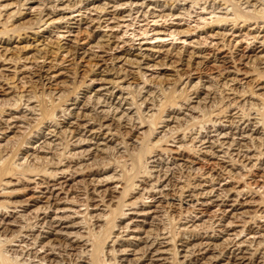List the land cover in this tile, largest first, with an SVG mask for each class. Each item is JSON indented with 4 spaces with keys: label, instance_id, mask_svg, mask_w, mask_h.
<instances>
[{
    "label": "rangeland",
    "instance_id": "1",
    "mask_svg": "<svg viewBox=\"0 0 264 264\" xmlns=\"http://www.w3.org/2000/svg\"><path fill=\"white\" fill-rule=\"evenodd\" d=\"M229 1L224 6L221 0H0V114L3 121L13 120L7 137L0 141L5 146L0 151V165L5 160L13 167V163L23 161L25 153H31L40 135L47 133V128L52 129L50 113L57 124L63 120L74 122L60 112L66 108L81 112L87 97L95 99L99 93L109 97L111 93L115 102L123 98V109H129L135 120L132 128L112 130L110 136L102 129L101 137L111 140L108 146L114 151L95 163H77L83 166L84 173L101 171L98 175L81 174L73 180L58 175L57 183L69 180L63 190H59V185L36 188L38 172H26L23 176L13 172L6 176L3 182L13 186L3 191L1 202H30L37 195L42 197L27 210H14L16 219L8 220L18 219L21 225L31 222L35 215L43 218L42 211L36 208L46 206L47 198L55 196L57 200L51 201L46 215L61 218L64 223L59 228L78 225L73 232L91 237V241L95 236L101 240L109 236L104 252L115 237H144L148 230H152L151 237L161 234L159 238L175 237V241L188 235L209 237L218 245L213 251L222 252L224 259L230 249L232 252L236 248L227 246L228 243H242L241 247H250L248 252L260 244L263 252L264 170H254L251 165L264 169V91L254 88L264 84V65L259 64L264 60L260 59L264 56V17L251 13L253 9L247 5H236L237 0ZM103 4L105 9L100 11L98 7ZM4 48L9 51H3ZM208 91L213 92L212 100L202 103ZM20 97L21 105L17 108L15 101ZM74 100L79 105L73 106ZM125 100L131 105H123ZM230 103L234 106L222 111ZM32 106L38 111L28 115L26 108ZM43 109L49 114L44 115ZM170 111L176 113L179 131L164 138L165 125L154 127L146 114L149 112L147 115L153 114L156 119L162 116L164 120ZM140 116L142 125L136 119ZM232 119H242L236 123L241 128L247 123L255 124L259 134L232 137L244 145L239 154L248 159L235 156L236 151L229 150L230 157L219 154L220 161L234 164L235 168L233 176L222 175L221 180L211 184L212 198L179 205L170 198L176 199L180 190H163L159 185L150 190L155 181L146 179L144 170L153 169L150 165L145 169L142 164L153 155L156 158L148 162L161 158L174 172L173 180H178L179 187L192 184L194 176L209 168L219 167V161L202 154L208 152L207 144L189 143L188 138L190 133L192 139L199 131H211L213 121L228 128ZM61 127L59 130L64 129ZM182 134L187 137L176 142ZM213 135L214 132L210 133ZM157 140L161 143L155 146ZM62 141L59 151H44L51 152L48 158H59L65 146ZM191 144L197 154L190 152ZM216 150L224 152L225 147ZM143 151H150L151 155L145 154L137 161ZM184 152L193 172L184 171L186 168L180 172L171 164H182L180 155ZM134 161L137 166L130 171ZM34 167L40 173L55 170L40 164ZM113 173L120 177L102 181ZM19 176L26 181L17 185L14 179ZM132 185L137 189L132 191ZM94 188L97 192L93 195ZM10 191L15 194H9ZM150 225L153 227L149 228ZM38 250L42 257L49 254ZM133 254L129 253V258Z\"/></svg>",
    "mask_w": 264,
    "mask_h": 264
},
{
    "label": "bare ground",
    "instance_id": "2",
    "mask_svg": "<svg viewBox=\"0 0 264 264\" xmlns=\"http://www.w3.org/2000/svg\"><path fill=\"white\" fill-rule=\"evenodd\" d=\"M221 1L223 2L224 6L231 2L229 0ZM235 4L247 5V7L253 9L251 13H257L256 16L259 15L261 16V18L264 17V0H237ZM104 5L105 4L98 7V9L100 11H103L105 9ZM214 9H216V7ZM243 18L246 17L243 16ZM240 19H242V17ZM244 22H246V19L244 20ZM3 51L7 52L9 51V49L4 48ZM260 59H264V56L260 57ZM259 64L263 66L264 60H262ZM200 83L201 82H197L198 85H200ZM203 85L204 84H202V86ZM254 88H258L257 90L264 91V84L259 83ZM207 90L212 89L207 88ZM97 95L100 96L97 97L95 95V99L87 97L84 100V103H82L83 107L81 108V112L78 111L75 113L73 109L69 110L68 108L63 109L60 112L66 117V119H74V122L63 120L61 123L57 124L56 119L53 117V113L49 114L44 109V111L42 110L44 115L49 114L50 118L52 119V129L47 128L48 132L40 135V138L35 141V144L31 149V153H25L26 155L24 156V158L22 159L23 161L20 164L13 163V167H10L5 163V160L3 161V163L0 165V197H2V195H5L3 191L13 186L11 182H3V179L8 178L6 176L12 174L13 172L14 174L16 172L19 173L20 176H23V173L26 172H38L36 175L40 176V179L39 182L35 183L36 188L49 189L50 187L59 185V190H63L64 184L65 186H67V182L69 180H73L74 176H81V174H84L85 177H90L101 173V171L93 172L91 170L84 173V170L82 171L83 168L81 169L82 165H79L77 163H81L84 160L92 161L93 163H95L97 159H102L103 156L105 157L108 152L113 150V148H110V146H108L111 140L107 141V138L104 139L101 137V134L99 132L102 129L106 130L107 134L110 136V131L112 130L118 132L120 129H127L128 126L132 128L135 120L131 117V115H129L131 112L129 111V109H123L121 102L123 101V98H121L119 102H115V99L111 100V93L109 97H103V95H101L100 93ZM212 95L213 92L208 91L205 94L202 103H208L210 100H212ZM29 100L30 99H28L26 102H30ZM74 101L76 102L73 106L79 105V102H77V100ZM20 103L21 97L16 99L15 101V105L17 106V108L20 107ZM199 103L200 102H197V104ZM232 103L228 105L226 104L224 110L222 111H225V109L234 106L232 105ZM90 104L94 105L91 106ZM123 105L131 104L127 103L125 100ZM26 107H28V105ZM27 111L28 115H33V113L38 110L36 106H32L29 109L26 108V112ZM150 111L151 109L149 110V112ZM189 112L191 111L189 110ZM147 114L146 118L152 119V121L150 122L154 127H157L159 124L165 125L164 127H162L167 129V133H164L163 135L164 138L167 137V135H170L171 137L174 134L178 133L179 130L176 127L178 124V119L176 116H174V114L176 113H174L173 111H170L168 114L166 112V114L164 115V117L166 118L164 120L162 119V116L156 119L155 117H153V114ZM1 117L2 116L0 114V135H2L0 136V141L2 142L3 140H5V137H7V130H10V125L12 124L13 120L10 119L8 121H3ZM136 119H138L140 125L144 123L141 116ZM242 119H238L239 121H234V119H232L228 128L222 126L221 122H218V125H216V121H211V131L208 130L205 134H201L199 131L198 133H196L198 136L192 139H190L192 135V133H190V136L188 138V140H190L189 143L198 142L202 146L207 144V149L209 150L208 152H203L202 154L208 156L211 159H215L220 163L217 164V166L219 167L209 168L208 171L203 172L199 176H194V182H192V184H186L179 187L178 184H176L178 180H173L175 178L173 175L174 172H172V170L168 166H166V164H164V161L161 158H157L156 160L148 162L149 159H154V157L156 158V155H153L151 157L149 156L150 158H148V160L146 159L145 162L143 161L142 165L145 166V169L148 165H150V169H155V171L144 170L146 174L145 178L150 180L153 179L155 181L153 185H150V190L156 188V185L162 187L163 190H180V194L176 199L170 198L171 201H176L179 205L191 201H207L212 198L214 194L212 192L213 189L211 184H214L215 181H219V179L221 180L222 175L228 174L229 176H233L232 170H234L235 168L233 167L234 164H229L228 162L227 164L224 161H220L221 159H219V157L221 156L219 154L222 153L223 158L225 156L230 157L232 154H229L227 152L229 150L236 151L237 154L235 156H238L239 158L244 157L246 160L248 159L246 156L239 154L243 150L242 148L244 145L239 141H235L232 137L236 135H240L243 137V135L248 133H250L248 134V136L250 137L259 134V128L255 124L253 125L247 123L245 128L237 126L236 123L238 124L240 121H242ZM91 121L93 123L89 124ZM170 124H175V126H169ZM60 125L63 126L61 127L64 128L63 130H59ZM250 127H252L253 129H251ZM131 128H129V131H131ZM212 132H214L215 135L210 136V133ZM182 135V138L180 140H177L176 142L184 141L187 136L185 134ZM248 136H246V138H248ZM75 137L77 138L75 139ZM227 138L230 140H226ZM197 139L199 140L197 141ZM62 140H64L65 146L63 152L58 155L59 158H56V160L52 157V155H50V157L48 158L47 155H49L51 152H45L59 151L58 147L63 144ZM173 140L171 139V141L174 143L175 140ZM160 143L161 141L157 140L154 145L157 146ZM26 144L31 143L28 142ZM224 147V152L216 150L217 148L223 149ZM4 148L5 146L0 144V151H2V149ZM68 148L69 153L66 151ZM193 149L195 148L192 145L190 152L192 151L193 153L197 154V152H195ZM157 152L159 153V151ZM199 152H201V150H199L198 153ZM145 154L151 155L150 151H143L139 153L137 161L140 160ZM186 155L188 154L186 153ZM180 157H182L180 159V161H182V164L174 162L171 164H174L180 172L184 168H186L184 171L189 170L188 172H193L192 167L187 166V163H189L190 161H188V156H185V152L184 155H180ZM1 160L2 157H0V161ZM35 164H40L43 167L49 168L54 167L55 170H52L49 173L42 171V173H40V171H37L34 167ZM70 164L74 165L70 166ZM75 166L78 167L75 168ZM136 166L137 164L135 163V161L132 162L130 171L135 170ZM61 167H64V169H60ZM251 168L254 170H264L260 169V167L255 166V164L251 165ZM153 173L155 174V176H152ZM58 175H62L61 178H66V176L64 175H67L68 177H70V179L67 182L65 181L63 183H57ZM20 176L19 178L14 179L17 185L22 181H26ZM118 177L120 176H117L116 173H113L110 176H105L104 178H102V181H112ZM132 179V177L129 178V180ZM97 181L99 182V180ZM51 182H53L54 184L50 185ZM135 189H137L136 185H132L131 190L133 191ZM94 192H97V188L93 189V195L95 194ZM187 192H189V194L187 196H184V193ZM9 194L15 193L13 191H10ZM166 196L167 194L163 195V198H165ZM11 197H8V199ZM35 198V200H38V198L42 197L37 195ZM187 199H189V201H187ZM35 200H32L30 202H10V200H4L2 202L0 201V264H218L220 262H224L226 264H264V251H260V244H258L257 248H255L252 252H248L251 250L250 247H241L242 243H228L227 246L236 248L232 252L230 249V253H228L229 256L227 257L226 254V256H224L226 257V259H224L222 258V252L220 254H217L213 251L215 250V248H217L218 245L209 237L204 239L203 237H200L198 235H188L183 237L180 236L181 238L175 241V237L171 238L170 240L168 238H159L158 236H160L161 234L156 235L155 237H151L152 230L144 231V237L136 235L127 240H122L120 239L121 237H115L116 239L109 241L111 245H107L108 250L104 252V246L106 244V241L109 239L108 234V237L105 238L104 236L105 239L103 240L95 236L94 240L91 241V237L86 238L82 236L81 233L73 232V229L77 228L78 225L74 224L72 226L70 225V227L63 226L59 228L64 223L63 220L61 218H58L57 216L51 219L46 215L45 212L51 209V201H54L55 203L57 200L55 196H50L49 198H47L46 206L36 208L37 211H42L41 214L43 215V218L40 219L39 215H35L32 218L33 220H30L31 222H28L26 224L23 223L21 225L19 224L18 219L13 221L8 220L9 218H14L13 213H15L14 210H16L17 208L27 210L26 208L35 206L33 205ZM89 200L93 201L94 199L89 198ZM100 202H103V200H101ZM139 202H141V200ZM168 204L170 205V203ZM11 209L12 211H9ZM89 216V218H93L91 214H89ZM94 225L96 224H93L92 226ZM152 227L153 225L149 226V228ZM163 239H166L167 241H161ZM30 241L31 243H29ZM202 241H207L208 243H203ZM211 247L213 248L211 249ZM38 249L44 250V253L48 252L49 254L42 257ZM87 249H89V251ZM75 252L77 253L75 254ZM129 253H134L135 256L133 258H129ZM171 257H173L172 262H170Z\"/></svg>",
    "mask_w": 264,
    "mask_h": 264
}]
</instances>
